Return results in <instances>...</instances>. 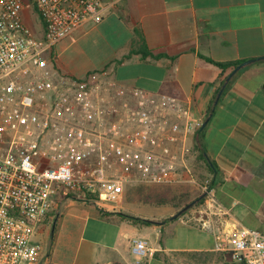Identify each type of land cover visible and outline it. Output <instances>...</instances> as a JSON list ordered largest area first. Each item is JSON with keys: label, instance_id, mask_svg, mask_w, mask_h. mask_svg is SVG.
Here are the masks:
<instances>
[{"label": "built area", "instance_id": "obj_1", "mask_svg": "<svg viewBox=\"0 0 264 264\" xmlns=\"http://www.w3.org/2000/svg\"><path fill=\"white\" fill-rule=\"evenodd\" d=\"M108 8L0 0V264L38 262L44 247L35 236L64 195L118 205L132 182L199 187L206 199L190 218L233 261L264 264V232L233 219L212 180L195 172L205 117L193 101L119 84L108 68L74 77L57 66L55 46ZM30 14L44 24L41 35ZM132 251L140 261L148 241L135 239Z\"/></svg>", "mask_w": 264, "mask_h": 264}, {"label": "crops", "instance_id": "obj_2", "mask_svg": "<svg viewBox=\"0 0 264 264\" xmlns=\"http://www.w3.org/2000/svg\"><path fill=\"white\" fill-rule=\"evenodd\" d=\"M103 1L109 8L101 22L85 23L55 46L57 66L74 77L108 68L119 84L193 101L205 120L228 82L205 127V154L216 168L204 173L233 219L264 232V0ZM243 60L253 61L227 70L217 64ZM109 206L64 195L35 236L54 241L43 245L36 264H244L218 250L190 214L168 220L174 207ZM121 212L159 222H135ZM72 213L80 232L68 258L55 240ZM137 238L149 245L140 261L132 251Z\"/></svg>", "mask_w": 264, "mask_h": 264}, {"label": "trees", "instance_id": "obj_3", "mask_svg": "<svg viewBox=\"0 0 264 264\" xmlns=\"http://www.w3.org/2000/svg\"><path fill=\"white\" fill-rule=\"evenodd\" d=\"M144 55L150 54V51L144 47L142 50ZM243 61H235L231 63H220L217 62L219 66H221L224 70H227L230 67H238L241 63L246 62ZM247 66V65H246ZM245 67V66H244ZM225 90L220 95V91L216 94L211 107L209 108L208 114L206 116V120L210 117V114L214 110L216 102L220 101L229 86L228 82L223 83ZM220 95V97H219ZM205 120V121H206ZM201 126L196 132V140H195V152L198 156L196 159V164L193 166L195 172L198 173V162H205L207 168L213 173L215 172L216 165L212 161H209L208 157L205 154L204 147V136H205V128L202 129ZM215 180L212 179V186L214 185ZM68 196L77 198V195L70 194ZM206 199L205 193L201 191L200 188H197L193 185L186 183H174V184H155V183H127L124 189V202L125 203H148L152 205H167L170 204L176 208V213L174 216L170 217V219H178L180 216L186 215L191 210L196 207H200ZM87 201L91 203L98 204L99 202L95 200L92 196H88ZM101 209H107L106 207H101ZM121 214L129 218L135 222H143L146 224L158 223L159 221L142 218L139 216H135L131 213L121 212Z\"/></svg>", "mask_w": 264, "mask_h": 264}, {"label": "rangeland", "instance_id": "obj_4", "mask_svg": "<svg viewBox=\"0 0 264 264\" xmlns=\"http://www.w3.org/2000/svg\"><path fill=\"white\" fill-rule=\"evenodd\" d=\"M28 22H29L30 26L37 32V34L41 35L40 32L37 31L38 25H39L38 24L39 20L37 18H35L34 14H30V16L28 17ZM194 164H196V159H195ZM198 164H199L198 165L199 171L196 174L198 175L200 180H202V181H205L206 179L211 180V177L208 176V174L204 173L205 172L204 169H207L205 162H198ZM126 204L127 203L124 202V197H123L122 203H119L118 205L111 203L110 206L109 205H107V206L114 207V208H121L122 206L127 207ZM131 204H133L135 206H143L144 205V203H131ZM164 207H174V206L167 204V205H164ZM197 208L198 207H196L195 209H197ZM188 213L190 214V217L193 215V214H191V211ZM79 228H80V220L77 219V217L74 215V213L70 214L68 216L67 220L65 221V227H64L63 232L60 233L59 235H57V239L55 240L56 245H57L58 254H62V255L64 254L68 258L72 257V254H73L74 250L77 248L78 242H79V232H80ZM53 231H55L54 225L52 227V232ZM38 240H41L42 244L45 246H46V244H49L51 246L52 243L54 242L53 236L50 237V240L49 239L46 240L45 236L43 235V236L39 237Z\"/></svg>", "mask_w": 264, "mask_h": 264}, {"label": "water", "instance_id": "obj_5", "mask_svg": "<svg viewBox=\"0 0 264 264\" xmlns=\"http://www.w3.org/2000/svg\"><path fill=\"white\" fill-rule=\"evenodd\" d=\"M252 61H253V60H247L246 62L241 63V64L237 67V69H238V68H241V67H244V66H246V65H248V64H250ZM234 72H235V71H234ZM232 76H233V74H231V75L229 76V79H230ZM223 91H224V89L221 90L220 95L222 94ZM220 95H219V97H220ZM217 104H218V101L216 102L215 107H216ZM215 107H214V110H215ZM213 112H214V111H212L211 115H213ZM209 118H210V117H209ZM209 118L204 122L202 129L206 127Z\"/></svg>", "mask_w": 264, "mask_h": 264}]
</instances>
